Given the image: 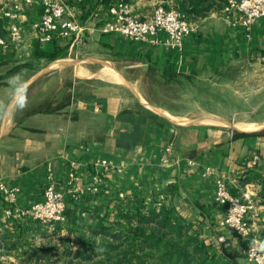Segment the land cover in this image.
Wrapping results in <instances>:
<instances>
[{
  "label": "crops",
  "instance_id": "1",
  "mask_svg": "<svg viewBox=\"0 0 264 264\" xmlns=\"http://www.w3.org/2000/svg\"><path fill=\"white\" fill-rule=\"evenodd\" d=\"M16 1L0 0V17ZM118 1H68L84 28L76 44L41 43L33 26L41 7L23 9L16 21L22 45L0 50V183L17 189V207L41 201L50 181L61 189L70 162L82 165L83 183L94 158L122 169L108 173L97 194L67 198L62 222L8 219L0 195V264H50L62 250L98 244L92 232L99 219L114 222L136 198L173 207L205 245L208 264H253L242 254L245 242L220 227L225 212L214 202L215 181L221 177L233 195L253 197V236L263 238L264 136L242 135L263 131L246 129L255 123L251 111L198 100L213 104L209 91L219 93L231 79L232 99L245 101L253 81L264 87V18L244 27L236 13L231 24L224 5L190 20L194 31L177 52L100 33ZM123 1L141 19L153 14L152 0ZM183 1L162 0L179 10ZM54 52L55 59L41 56ZM159 83L175 92L177 105L152 101L148 88H163ZM254 157L257 164L248 167Z\"/></svg>",
  "mask_w": 264,
  "mask_h": 264
},
{
  "label": "built area",
  "instance_id": "2",
  "mask_svg": "<svg viewBox=\"0 0 264 264\" xmlns=\"http://www.w3.org/2000/svg\"><path fill=\"white\" fill-rule=\"evenodd\" d=\"M68 1L70 0H17L14 2L3 13V17L11 24L8 27L7 37L0 36V50L10 47L20 48L22 30L16 21L23 9L34 6H39L42 10L39 21L33 24L41 43H52L58 40H69L72 44L80 42L84 28L71 14ZM72 1L80 3L83 0ZM152 1L153 14L145 19L132 14L129 4L125 1L116 2L108 8V16L99 28L100 33L117 35L150 46L163 45L181 52L185 38L194 31L193 25L182 10L167 8L162 0ZM236 13L239 14L236 22L244 27H250L257 19L264 18V0H226L222 9L223 18L232 24L233 15ZM258 160V157H254L247 166L254 167ZM81 166L76 161L70 162L62 188L58 189L56 183L50 181L43 191L42 200L28 209L15 205L17 189H8L0 183V195L7 204L4 215L8 219L30 217L43 224L62 222L66 217L67 198L78 201L84 196L95 195L100 191L108 173L122 171L121 167L112 165L105 159L94 158L85 165L90 179L83 183L78 175V169ZM214 202L225 212L220 227L228 229L245 242L243 256L253 264H264V240L253 236L254 220L258 217L253 197L233 195L225 180L218 177L215 181ZM218 240L224 243L225 237L220 236Z\"/></svg>",
  "mask_w": 264,
  "mask_h": 264
},
{
  "label": "trees",
  "instance_id": "3",
  "mask_svg": "<svg viewBox=\"0 0 264 264\" xmlns=\"http://www.w3.org/2000/svg\"><path fill=\"white\" fill-rule=\"evenodd\" d=\"M225 3L226 0H184L182 11L189 20L197 21ZM5 29L6 19L1 16L0 36H5ZM41 56L55 59L58 54L54 52ZM242 135L264 136V131ZM114 218L112 223L99 219L92 232L99 240L98 244L83 246L75 252L62 250L51 263L208 264L209 254L205 245L200 243L191 225L171 206L149 205L136 198L125 209H118Z\"/></svg>",
  "mask_w": 264,
  "mask_h": 264
},
{
  "label": "rangeland",
  "instance_id": "4",
  "mask_svg": "<svg viewBox=\"0 0 264 264\" xmlns=\"http://www.w3.org/2000/svg\"><path fill=\"white\" fill-rule=\"evenodd\" d=\"M260 83L261 82L259 80L248 83L247 87L245 88L247 89L246 90L247 98L245 101L243 99H238V98L232 99V88L233 87H232V79H231V81L226 82L224 89H222V91H220L219 93L209 91V93L213 94L212 98L209 97L213 101L212 102L213 104H211V102L204 103V102H201V100H198V102L203 104L205 107L210 108V106L212 105L215 106V101H221L223 102V104L225 105L224 107H226L227 110L228 108L232 109L231 106H232V103H234L236 104L237 109L239 111L248 110L252 112L251 119L255 123L252 126H248L246 129H250L252 131L258 130L259 132L264 131V87L261 89ZM159 84H160L159 86H162V87L164 85L163 83H159ZM181 84L185 85L184 83H181ZM151 85H153V83H151ZM157 86L155 89L148 88L147 92L152 96L150 97L152 101H154L156 104H160V106H166V105L175 106L178 104L172 99V96H170L171 94H173V97H174V93H175L174 91L173 92L172 90L170 91L168 87L166 86H164L163 88L157 87ZM237 86L238 85H236L234 88L237 89ZM192 93L195 94L194 91H192ZM207 117H209V119H207L209 121L213 119L210 115H207ZM50 264H54V262L53 263L50 262Z\"/></svg>",
  "mask_w": 264,
  "mask_h": 264
}]
</instances>
